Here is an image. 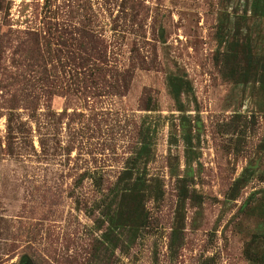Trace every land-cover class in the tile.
<instances>
[{"label":"rangeland","instance_id":"374dc122","mask_svg":"<svg viewBox=\"0 0 264 264\" xmlns=\"http://www.w3.org/2000/svg\"><path fill=\"white\" fill-rule=\"evenodd\" d=\"M143 140L149 226L106 236ZM23 258L264 264V0H0V264Z\"/></svg>","mask_w":264,"mask_h":264},{"label":"trees","instance_id":"16d2710c","mask_svg":"<svg viewBox=\"0 0 264 264\" xmlns=\"http://www.w3.org/2000/svg\"><path fill=\"white\" fill-rule=\"evenodd\" d=\"M172 81L174 82L172 84L174 96L179 95L181 91L180 86H184V89L189 91L190 87L187 82L181 84L176 79ZM190 125L186 119H181L180 129L185 138L191 135ZM143 142L136 151V154L126 162L127 167L117 178L114 186V198L116 202L114 204H107L105 207L107 209L106 236L121 229H128L136 236L137 233L144 231L149 226L148 215L145 209L146 192L149 189L148 181L144 173L136 170L138 162L149 154V145L145 143V140ZM116 188L119 189L117 193ZM178 196L179 203L180 201L184 202L187 199V191L182 188ZM21 264H28L27 258H23Z\"/></svg>","mask_w":264,"mask_h":264}]
</instances>
